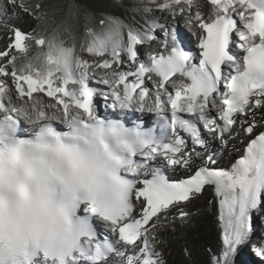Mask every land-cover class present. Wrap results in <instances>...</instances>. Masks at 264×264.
Returning <instances> with one entry per match:
<instances>
[{"label": "snow or ice", "instance_id": "snow-or-ice-1", "mask_svg": "<svg viewBox=\"0 0 264 264\" xmlns=\"http://www.w3.org/2000/svg\"><path fill=\"white\" fill-rule=\"evenodd\" d=\"M9 3L46 20L41 3ZM206 3L204 13L195 0H148L140 26L85 25L79 51L92 61L75 41L11 26L0 51V264H163L162 219L175 208L171 219L186 220L182 205L206 188L221 229L208 264H235L264 214V0ZM135 112L154 114L155 127L127 126ZM237 140L242 154L217 166ZM178 168L187 175L169 179ZM252 250L264 261V243Z\"/></svg>", "mask_w": 264, "mask_h": 264}, {"label": "bare ground", "instance_id": "bare-ground-1", "mask_svg": "<svg viewBox=\"0 0 264 264\" xmlns=\"http://www.w3.org/2000/svg\"><path fill=\"white\" fill-rule=\"evenodd\" d=\"M90 1L91 2L87 3V5L81 4L80 3L81 1L79 2V0H67L66 1L67 5L60 3L62 4L61 8L63 9L67 8L66 9L67 16H69L71 20H74L75 22L74 26H71V28L68 27L70 35L72 36L71 38L72 40L70 41V43L66 37H62L60 39L64 41L66 46L68 45L72 46L73 42L75 41L77 52L84 59L92 61L93 59H100V58L92 57L86 51L85 52L79 51V45L85 37V31H86L85 25H87V27L89 28H93L99 31L103 27L100 21L102 19H107L110 16L123 21V23L125 24H134L135 26H140L145 23V19H146L145 14H143L141 9L146 4H148V0H90ZM5 3H7V0H0L1 22L4 25H7L9 27L15 25L16 27H18L22 21L28 19L29 13L26 12L22 13L21 20H17V18H14L12 16L11 17H8L6 15L2 16V14L4 13L2 11L3 10L2 5ZM25 3L33 6L36 3H41L43 5L42 12L44 13L47 11L46 13H48L49 16L48 19H50L53 16L52 11L55 10L54 9L55 4L53 0H25ZM195 3L200 5L199 8L200 11L207 13L208 7L206 0H195ZM196 10L197 8L194 5L193 12H195ZM54 14L58 15L56 13ZM59 14H64V13L60 12ZM155 15L157 17L167 16L168 19L170 18L168 14L161 13L159 11H157ZM32 16L35 19H37L36 16L34 15ZM52 18L54 19L55 17L53 16ZM65 26L66 25H64V27ZM49 29H45V31H48ZM33 31H35L36 34H42L40 28L37 29L32 24L31 26L27 27L25 33H30ZM189 36L191 37V34H189ZM125 37H126V30H125ZM6 39H7L6 31L5 29H3L2 26L0 27V42L1 43L5 42ZM33 44L34 42H32V45ZM149 47L151 49L150 51H153V49L156 48L155 46L153 47L148 46V49ZM44 50H46V48ZM141 52H142V48L140 47V55L141 57H143L144 55H142ZM17 55L22 56L23 54L17 53ZM100 75H103V72H101ZM240 144L244 145L242 143ZM212 200H214L213 194L203 193L202 195H200L199 197L193 200L196 202L193 210L191 209L188 210V207L182 206L184 210L187 213H189L188 217L183 222H181L179 219L176 220L171 219L172 215H175L177 211L175 208L172 209L170 211L169 218L167 220L162 219L161 221L164 227L157 229V232L162 236L164 241V243L158 245L157 250L161 252L162 250L164 251V249L167 248V250L172 253L183 254L184 256L179 262V264H208L209 256H210L209 249L217 250L220 247V236H221V229L218 221V209L215 204H213L212 206L209 205V201ZM262 216L264 219V214H262ZM186 248L189 250L190 255L186 253L185 251ZM247 254L248 253L246 251V247L242 248L238 253V255L235 257V264H244L243 262L245 259H247V262L249 263L250 259ZM163 263L177 264L178 262L176 260H168V258H164Z\"/></svg>", "mask_w": 264, "mask_h": 264}, {"label": "rangeland", "instance_id": "rangeland-1", "mask_svg": "<svg viewBox=\"0 0 264 264\" xmlns=\"http://www.w3.org/2000/svg\"><path fill=\"white\" fill-rule=\"evenodd\" d=\"M53 1H54V4H55L54 5L55 6V8H54L55 10H53V11L51 10V11L53 13V16L55 17L54 19L52 18L53 16L50 19H48L49 16H48V13H46L47 12L46 11V12H44V14L45 13L47 14L46 15V17H47L46 21L41 20V19L40 20L38 19L37 21H33V20L28 18L27 20L22 21L19 26L26 30L27 27L31 26V24H32L37 29L40 28V30L42 31L43 36L45 35L46 38L50 37L53 33H56L58 35V38L66 37L69 40V43H70V41L72 40L71 39L72 36L70 35L69 28H71V26H74L75 22H74V20H71V18L69 16H67V10H66L67 8H64V9L61 8L62 4H66L67 5V2H66L67 0H64V1L63 0H53ZM79 2L81 4H86L87 5V3L91 2V1L90 0H79ZM60 3H62V4H60ZM9 9H8V11L5 12L6 14H8L10 16H13L14 18H17V20H21L23 12H22V10L19 7H15L14 8L12 6V8H9ZM3 12H4V10H3ZM58 12L59 13L62 12L64 14H59ZM20 13H21V15H20ZM54 13H56L58 15H55ZM169 19H171V17ZM64 25H66V26L64 27ZM45 29H49L48 30L49 32L45 31ZM45 32H46V34H45ZM42 34H38V35H42ZM68 46H70V45H68ZM142 47H144V46H142ZM149 50H151L150 47H149ZM36 53H37V48L35 47V44H33L32 48L29 50L28 54H29V56H34V55H36ZM195 204H196V202L193 201L192 203L186 205V207H188V210L189 209L193 210ZM259 234H261V228L259 229ZM257 244H258V240L252 239V242L246 247V251L248 253L247 255L249 256L250 261L248 263L247 259H245L244 262H243L244 264H263V262L261 261L260 257L256 256L255 252L252 250L254 246H259ZM158 245L159 244H157V247H158ZM161 253H162V260H164V258H168V260H176L178 262L177 264H179V262L181 261V259L184 256L183 254H180V253L179 254L172 253V252L168 251L167 248H165L164 251L162 250Z\"/></svg>", "mask_w": 264, "mask_h": 264}]
</instances>
